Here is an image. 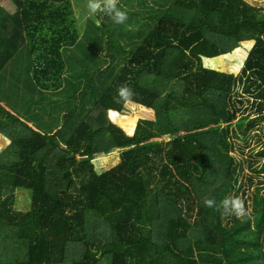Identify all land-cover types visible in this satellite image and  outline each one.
Instances as JSON below:
<instances>
[{"label": "trees", "instance_id": "obj_1", "mask_svg": "<svg viewBox=\"0 0 264 264\" xmlns=\"http://www.w3.org/2000/svg\"><path fill=\"white\" fill-rule=\"evenodd\" d=\"M10 1L14 14L0 6V134L9 141L0 154V264H264V189H253L241 218L203 203L219 206L254 185L233 152L234 140L264 133V8L144 0L142 32H126L132 44H118L126 22L89 20L64 48L68 68L53 58L54 75L38 80L32 43L60 31L62 15L76 27L71 0ZM247 44L239 75L205 69ZM168 49L181 51L174 77L161 73ZM125 83L136 93L129 102L155 112L134 134L111 118L124 110L114 97ZM244 97L254 119L240 117ZM116 152L120 163L98 173L92 159ZM248 166L264 172V144ZM18 191L30 195L28 212L14 209Z\"/></svg>", "mask_w": 264, "mask_h": 264}, {"label": "rangeland", "instance_id": "obj_2", "mask_svg": "<svg viewBox=\"0 0 264 264\" xmlns=\"http://www.w3.org/2000/svg\"><path fill=\"white\" fill-rule=\"evenodd\" d=\"M143 1L144 0H119L120 6H123V8L127 10L128 20L126 21V24H124L125 27L124 28L121 27L119 31L120 34H119L118 44L120 43L121 45L123 44L125 46L127 43H129V35L127 36L126 34V32L128 31V27L129 29H132L133 34L136 32L137 33L142 32L141 28H139V25L141 26V24L145 21V17L147 15V12L143 11V7H142ZM247 1H249L253 5L264 8V0H247ZM0 2H2V0H0ZM6 3L11 8L12 12L15 11V7L12 4H10L8 0H6ZM71 3L73 7V13H74L73 17L76 27L72 28L71 30V25H73V23L71 24L70 21L69 23L68 22L66 23L68 17L62 15L61 17L58 18L59 22H57L58 26H56V27L60 26L59 29L60 31H55V33L53 32L54 34L52 38L49 37L42 41L38 39L37 41L32 43L33 49H35V52H38V57H37L38 62L34 66V74L37 77V79L39 78L38 80H42L43 77L50 78V76L54 75L55 64L53 62V58L60 57V60L65 62V66L63 63L61 67L68 68V60L66 59V56L64 54V48L74 47V45L81 40L84 34L85 24L87 23V21L89 20L93 21L98 18L100 20L104 16V15L102 16L90 15L87 10V0H71ZM34 26H35V30L31 32L35 34L42 33V31L44 30L38 27V23H34ZM147 30L148 29H146V27L143 26V31L146 32ZM60 34H61V38L59 37ZM49 42H51L50 47H47ZM55 44H57V46ZM59 44L61 45L60 48H59ZM251 47L252 44H247L246 47L239 49L235 53L228 54V56L219 57L212 60H205L204 67L205 69H209L213 71L239 75L246 64ZM180 59H181V51L176 49H168L162 66V72H161L162 75H169L172 77L176 76L178 73V64L180 62ZM40 86L48 90L52 88L54 85L44 82V84L42 83V85ZM243 99H244L243 101L244 105L239 106V108L242 111H245L247 109L246 110L247 112L245 115H241L240 117L251 114L250 117L254 119L255 118L254 116L256 114H254V112L250 110L251 102L250 103L248 102L247 97H244ZM147 117H150L151 120H154L155 112L153 110L144 108L135 102H128L125 105L124 110L121 114L111 113L112 120L120 124L127 131L128 134H134L139 120L146 119ZM259 127H264V123H261ZM251 137L252 138L248 142L239 139L234 140L236 142L235 144L236 150L233 152L235 156H237L238 158L244 161V165H245V171L243 175L244 180L247 179V176H251V175H253L255 178L254 185L250 187L246 184V186L243 189V191L245 192L243 193V191H240L239 194V197L245 201V205L248 209V213L251 210L252 203L254 200L253 189L255 187H260L264 189V172H262L261 170H258L257 172H253L248 166L250 160V154L252 153V151L257 152L258 150H260V148L263 147L264 133H262L260 129H256L252 133ZM259 138L261 139L260 141L258 140ZM8 144L9 141L4 136H1L0 154L5 148H7ZM242 149L244 150V153L240 151ZM256 160L258 163L257 165H260L262 161H260L259 159ZM92 161L98 173L107 172L113 169L114 167H116L120 163V152H116L114 154L107 156H97L94 157ZM16 197H17L16 205L14 209L23 212H28L30 210L29 193L25 191H18ZM9 244L13 246L15 243L10 242ZM18 245L20 244L18 243ZM10 254L11 257L9 258L14 260L19 259L18 255H15L14 252L13 253L10 252Z\"/></svg>", "mask_w": 264, "mask_h": 264}, {"label": "clouds", "instance_id": "obj_3", "mask_svg": "<svg viewBox=\"0 0 264 264\" xmlns=\"http://www.w3.org/2000/svg\"><path fill=\"white\" fill-rule=\"evenodd\" d=\"M87 10L92 16L107 15L112 18L116 24H124L128 20L127 10L120 6L119 0H87ZM134 89L127 83L117 88L115 102L127 104L135 97ZM111 112V110H109ZM205 207L217 208L223 210L225 215H235L237 218L248 214L245 201L239 196H226L217 206L215 199L205 197L203 200Z\"/></svg>", "mask_w": 264, "mask_h": 264}, {"label": "crops", "instance_id": "obj_4", "mask_svg": "<svg viewBox=\"0 0 264 264\" xmlns=\"http://www.w3.org/2000/svg\"><path fill=\"white\" fill-rule=\"evenodd\" d=\"M8 2H10V4H12L14 6V4L10 0H8ZM0 6H2L10 14H14L15 11H16V7L15 6H14L15 7V11H13V12L11 11V8L9 7V5H7L6 0H2V2H0ZM22 14H23V16L25 15V13H22ZM146 119L147 120H151L150 117H147ZM1 136L2 135L0 134V137Z\"/></svg>", "mask_w": 264, "mask_h": 264}]
</instances>
